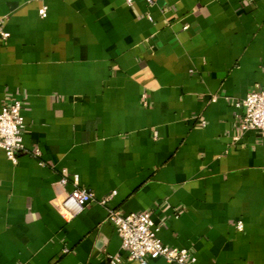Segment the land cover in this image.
<instances>
[{
  "label": "crops",
  "instance_id": "crops-1",
  "mask_svg": "<svg viewBox=\"0 0 264 264\" xmlns=\"http://www.w3.org/2000/svg\"><path fill=\"white\" fill-rule=\"evenodd\" d=\"M252 90L264 0H0V111L22 99L41 151L0 146V264H139L105 206L63 213L65 173L152 211L197 264H264V131L236 105Z\"/></svg>",
  "mask_w": 264,
  "mask_h": 264
},
{
  "label": "built area",
  "instance_id": "built-area-1",
  "mask_svg": "<svg viewBox=\"0 0 264 264\" xmlns=\"http://www.w3.org/2000/svg\"><path fill=\"white\" fill-rule=\"evenodd\" d=\"M153 6L159 0H145ZM132 4L133 0H128ZM43 17L47 16V7L41 9ZM152 18V17H151ZM3 37L10 34L2 32ZM237 107H244L245 129H260L264 131V90H252L236 103ZM24 102L15 99L11 103H4L0 111V146L3 147L9 159L18 161L20 153L29 152L40 158L41 151L35 149L28 151L24 144L23 115ZM202 123L205 124L204 118ZM63 184L72 183L73 188L61 201L60 208L71 219L80 213L86 206L98 203L107 208V221L112 223L122 239V249L128 253V258L139 264H151L150 259L164 258L174 264H197L196 257L186 248L171 247L163 243L158 234V228L150 210L143 212L124 213L120 209L109 206L110 201L116 195V191L110 195L98 198L91 190L81 185L80 177H70L65 173L61 177ZM239 229H243L242 221L238 223ZM68 251V249H67ZM121 260L117 256L114 263Z\"/></svg>",
  "mask_w": 264,
  "mask_h": 264
}]
</instances>
